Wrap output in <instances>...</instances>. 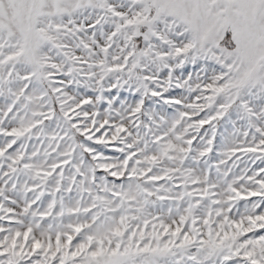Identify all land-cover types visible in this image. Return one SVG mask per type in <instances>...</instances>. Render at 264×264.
<instances>
[{
    "label": "snow or ice",
    "instance_id": "snow-or-ice-1",
    "mask_svg": "<svg viewBox=\"0 0 264 264\" xmlns=\"http://www.w3.org/2000/svg\"><path fill=\"white\" fill-rule=\"evenodd\" d=\"M0 264H264V0H0Z\"/></svg>",
    "mask_w": 264,
    "mask_h": 264
}]
</instances>
